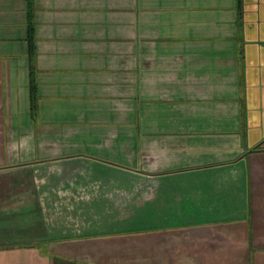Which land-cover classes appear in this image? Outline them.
<instances>
[{"label": "crops", "instance_id": "1", "mask_svg": "<svg viewBox=\"0 0 264 264\" xmlns=\"http://www.w3.org/2000/svg\"><path fill=\"white\" fill-rule=\"evenodd\" d=\"M0 264H264V0H0Z\"/></svg>", "mask_w": 264, "mask_h": 264}]
</instances>
